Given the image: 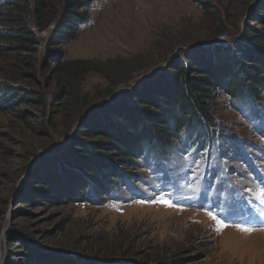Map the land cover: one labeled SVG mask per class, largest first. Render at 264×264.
<instances>
[{
    "label": "rangeland",
    "instance_id": "374dc122",
    "mask_svg": "<svg viewBox=\"0 0 264 264\" xmlns=\"http://www.w3.org/2000/svg\"><path fill=\"white\" fill-rule=\"evenodd\" d=\"M257 1L91 0L72 40L50 43L54 23L35 19L31 41L0 40V84L26 90L0 107V264H264V93L216 92L214 135L182 133L167 153L131 161L101 198L49 199L41 185L52 162L98 140L79 136L90 117L127 111L125 96L171 72L175 55L229 48L260 27ZM49 4L50 17L60 4ZM164 197L176 206L153 202Z\"/></svg>",
    "mask_w": 264,
    "mask_h": 264
},
{
    "label": "trees",
    "instance_id": "16d2710c",
    "mask_svg": "<svg viewBox=\"0 0 264 264\" xmlns=\"http://www.w3.org/2000/svg\"><path fill=\"white\" fill-rule=\"evenodd\" d=\"M49 1L0 0V22L5 25L0 27V40L31 41V19L36 20L39 29L54 23L48 36L50 43L59 45L72 40L88 19L91 0H59L58 12L50 17ZM250 20L260 27L247 24L248 34L232 47L215 46L211 52L190 49L175 55L171 72L150 77L125 96L129 102L126 101L127 111L104 109L101 115L90 117L81 126L79 136L98 140L78 142L79 148L72 152L74 159L50 164L41 185L52 196L44 197L66 201L101 198L118 187L121 171L131 161L167 153L182 133L191 139L214 135L217 122L210 100L216 92L232 100L258 99L264 93V0L257 1L256 13L250 14ZM5 47L0 44V49ZM57 51L51 57L58 64L61 52ZM25 94V89L1 83L0 107H12L24 100ZM1 102H6L5 106Z\"/></svg>",
    "mask_w": 264,
    "mask_h": 264
},
{
    "label": "snow or ice",
    "instance_id": "6c2138e0",
    "mask_svg": "<svg viewBox=\"0 0 264 264\" xmlns=\"http://www.w3.org/2000/svg\"><path fill=\"white\" fill-rule=\"evenodd\" d=\"M189 187H192V185H189ZM249 191H252V190L249 189ZM259 192L261 193V195H264V184L261 185V187L259 189ZM153 202L164 203L167 206H176V205H174L173 201L171 199L167 198V197H164L163 199H161L159 201H153ZM208 215L210 216L211 219H213L214 221H217V223L219 224V226L221 228L228 226L222 218L218 217L217 214L208 212ZM237 227L240 228V230H242V231H252L253 230L247 224H238Z\"/></svg>",
    "mask_w": 264,
    "mask_h": 264
}]
</instances>
